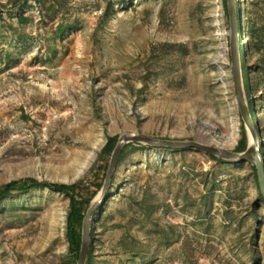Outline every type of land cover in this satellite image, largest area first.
Wrapping results in <instances>:
<instances>
[{
    "label": "rangeland",
    "instance_id": "obj_1",
    "mask_svg": "<svg viewBox=\"0 0 264 264\" xmlns=\"http://www.w3.org/2000/svg\"><path fill=\"white\" fill-rule=\"evenodd\" d=\"M238 3L243 32L260 35L264 0ZM230 31L227 0H0V186L88 179L113 136L234 152L244 129L248 146ZM254 42L243 35L251 62ZM254 87L264 150V82ZM131 145L92 217L93 264H264L254 164ZM68 211L48 188L0 202V264H74Z\"/></svg>",
    "mask_w": 264,
    "mask_h": 264
},
{
    "label": "trees",
    "instance_id": "obj_2",
    "mask_svg": "<svg viewBox=\"0 0 264 264\" xmlns=\"http://www.w3.org/2000/svg\"><path fill=\"white\" fill-rule=\"evenodd\" d=\"M237 8H238V17L241 14V22L239 24V27L242 28V32L240 34L239 44H240L242 75H243V81H244L246 93L247 95H250L252 92L256 90V88L254 87L255 83L264 82V30L262 29V32L259 35L254 32L252 26H249V28L247 27V30L244 33L243 31L245 26L243 22V10H245V4L238 3ZM239 21H240V17H239ZM246 33L253 39V42L255 40L254 49L258 53V56L254 62H251L250 60L247 59V49L243 43V35ZM255 74L258 77V81ZM262 94L263 93H261V95ZM249 103H250V113L252 119L254 120V122H256L257 116L255 114V106L252 98H250ZM242 132H243L242 139L239 142L237 148L235 149V152H243L247 148L246 133L244 129L242 130ZM260 138H264V136L261 135ZM117 142H118L117 136L109 137L107 139L106 144L104 145L101 153L99 154L94 164L92 174L88 179L78 180L71 184L56 183V182H41L39 180L32 178L11 181L0 186V202L6 200L14 193L25 195L31 192L32 190L42 189V188H48L52 191L63 194L69 200V211L66 219L65 236L68 243L69 255L71 256L73 263L76 264L80 255V249L82 243V226H83L84 218L90 207L91 201L99 194V192L103 187L110 158ZM130 146L132 145L131 144L127 145L123 150L119 158L118 165L123 160ZM263 151L264 150L261 149V152ZM113 179L114 176L112 178V182ZM112 182L110 185V189L112 187ZM257 185H258L257 191H258L259 199L264 205V197L261 193L258 183ZM108 197H109V192L103 201L104 204L106 203ZM102 206L103 204H101L98 208V210H100L99 213H101L100 208H102ZM86 264H93V239Z\"/></svg>",
    "mask_w": 264,
    "mask_h": 264
},
{
    "label": "water",
    "instance_id": "obj_3",
    "mask_svg": "<svg viewBox=\"0 0 264 264\" xmlns=\"http://www.w3.org/2000/svg\"><path fill=\"white\" fill-rule=\"evenodd\" d=\"M228 6V14L230 17L231 23V56H232V72H233V80L235 86V92L237 95L238 105L241 110L242 119L245 124L247 131L249 132L250 137H252L253 142L249 141V145L246 150L243 152H233L227 151L217 146H207L196 141H179V140H170V139H161L154 138L143 135H122L118 138V142L112 152L108 170L106 173V177L104 180L103 187L98 194L96 200H94L84 218L83 226H82V243L80 249L79 259L77 264H86L88 259V254L91 248V225H92V217L95 212L98 210L99 206L103 204V201L110 189V185L112 182V178L116 172L119 158L125 149V147L129 144H142L151 147H160V148H168V149H184V148H196L199 149L206 154H209L213 157L223 159L227 162L231 163H240L243 161H248L255 165L257 170L258 184L261 190V193L264 197V167H263V156L259 146V135L258 131L254 125L244 90V81L242 75V67H241V56H240V34L242 32V28L239 27L241 22V14L238 17L237 10V0H227ZM239 21V22H238Z\"/></svg>",
    "mask_w": 264,
    "mask_h": 264
},
{
    "label": "bare ground",
    "instance_id": "obj_4",
    "mask_svg": "<svg viewBox=\"0 0 264 264\" xmlns=\"http://www.w3.org/2000/svg\"><path fill=\"white\" fill-rule=\"evenodd\" d=\"M253 140H254V139H252V137H250V140H249V141H250L251 143L253 142ZM217 147L222 148V147H220V146H217Z\"/></svg>",
    "mask_w": 264,
    "mask_h": 264
}]
</instances>
